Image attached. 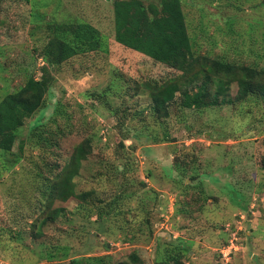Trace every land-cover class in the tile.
<instances>
[{
  "label": "rangeland",
  "instance_id": "374dc122",
  "mask_svg": "<svg viewBox=\"0 0 264 264\" xmlns=\"http://www.w3.org/2000/svg\"><path fill=\"white\" fill-rule=\"evenodd\" d=\"M114 1L0 0V99L41 76L47 25L84 21L107 43L49 68L44 107L0 153V264H118L131 254L161 264L173 244L184 264H264L263 101L172 104L156 118L147 84L182 73L114 41ZM183 4L196 56L264 70V0ZM81 145L75 196L52 202L49 187ZM43 205L55 217L36 229Z\"/></svg>",
  "mask_w": 264,
  "mask_h": 264
},
{
  "label": "trees",
  "instance_id": "16d2710c",
  "mask_svg": "<svg viewBox=\"0 0 264 264\" xmlns=\"http://www.w3.org/2000/svg\"><path fill=\"white\" fill-rule=\"evenodd\" d=\"M195 6L194 3L192 8L197 9L198 5ZM113 14L116 43L182 73L181 78L164 84H147L152 103L150 110L156 118H168L172 104L186 109H206L233 105L235 101L242 103L251 97H258L264 103V70L241 63L210 60L193 53L183 0H158L147 4L144 0H115ZM47 29L48 41L41 51L46 65L40 69L41 76L29 77L21 87L0 99L2 154L12 153L26 120L44 107L45 95L52 84L50 67H59L77 55L107 51L104 36L87 22H66L53 28L47 25ZM233 83L237 86L234 97L229 93ZM177 93L180 94L179 100H176ZM19 149L22 150V145ZM85 153V146H78L70 162L61 170L58 184L49 187L52 202H65L75 196L71 180ZM261 169L264 170V159ZM79 198L84 199V195ZM41 207L40 213L45 217L39 225L37 221L34 223L36 229L47 219L54 220L55 217L50 212V205ZM54 211L57 215L58 210ZM47 212L50 215L46 218ZM37 235H40L38 230L34 232V236ZM183 255L184 251L178 244L164 246L161 264H184ZM129 258V262L118 264H144L135 254ZM94 261V264H105L103 258Z\"/></svg>",
  "mask_w": 264,
  "mask_h": 264
},
{
  "label": "built area",
  "instance_id": "2783aa9c",
  "mask_svg": "<svg viewBox=\"0 0 264 264\" xmlns=\"http://www.w3.org/2000/svg\"><path fill=\"white\" fill-rule=\"evenodd\" d=\"M232 244V242H229V245L225 248H223L221 251H220V255L226 259V261H228L230 255L232 254L233 252V247H230V245ZM225 253V254H224ZM228 255V257H227Z\"/></svg>",
  "mask_w": 264,
  "mask_h": 264
}]
</instances>
